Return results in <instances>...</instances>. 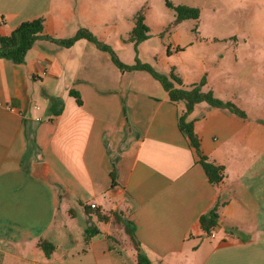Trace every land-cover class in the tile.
I'll return each mask as SVG.
<instances>
[{"label":"crops","instance_id":"crops-1","mask_svg":"<svg viewBox=\"0 0 264 264\" xmlns=\"http://www.w3.org/2000/svg\"><path fill=\"white\" fill-rule=\"evenodd\" d=\"M87 1L0 0V35L42 17L44 35L86 26L118 49ZM235 65L233 77L172 66L182 86L205 80L204 89L246 113L202 103L194 114L200 153L224 167L213 184L178 125L184 103L142 70L119 68L85 38L69 47L39 40L19 64L1 58L0 264H136L114 212L133 222L153 264H264V93L251 83L263 89L264 73L249 56ZM38 162L47 180L34 174ZM217 202L213 229L228 228L218 238L199 224ZM68 224L83 240L94 229L76 251H66ZM42 239L55 246L48 256Z\"/></svg>","mask_w":264,"mask_h":264},{"label":"rangeland","instance_id":"rangeland-1","mask_svg":"<svg viewBox=\"0 0 264 264\" xmlns=\"http://www.w3.org/2000/svg\"><path fill=\"white\" fill-rule=\"evenodd\" d=\"M170 1L174 5L197 7L199 17L175 25L176 12L166 0H88L87 4L98 8L101 22L97 30L113 35L119 46L115 49L117 57L125 64H133L137 58L157 70L168 71L173 66L195 73L203 66L205 73L213 71L233 77L241 70V65L235 64L249 56L258 60V72L264 73V0ZM72 7L76 8L75 1ZM137 13L149 27V38L135 44L128 39L130 23ZM169 47L177 52L168 54ZM143 73L154 79L148 72ZM251 83L257 94L264 93L262 84ZM69 225L71 232H66V239L71 241L66 243V251H76L84 244L83 236ZM226 229L224 225L214 230L216 238Z\"/></svg>","mask_w":264,"mask_h":264},{"label":"trees","instance_id":"trees-1","mask_svg":"<svg viewBox=\"0 0 264 264\" xmlns=\"http://www.w3.org/2000/svg\"><path fill=\"white\" fill-rule=\"evenodd\" d=\"M169 7L173 8L176 12L174 24L177 25L188 18H198L199 9L197 7H191L187 5H174L170 0H166ZM43 31V18L37 17L30 20H25L19 23L8 35H0V59L5 58L13 63H23L27 51L39 40H49L58 46L69 47L76 40L85 38L88 41L94 43L97 48L107 52L116 66L122 69L128 70H142L148 72L167 93L168 98L171 101H181L184 103L185 110L178 116V125L182 131L187 135L190 143L195 148L199 155V163L202 165L204 172L210 183L218 184L224 178V167L222 165L215 164L213 161H209L206 156L202 155L199 150V142L194 134L193 123L195 120L194 114L198 111V106L202 103H206L212 107L226 108L236 115L245 118L246 113L237 107L232 101L219 97L213 90L204 89L205 80H201L198 83H193L189 86H182L181 79L174 72L173 68L168 71L157 70L154 66L148 62L140 59L135 60L133 64H125L121 62L115 50L107 43L103 42L88 28L79 27L77 31L66 38H54L48 35H44ZM149 38V27L144 22V17L137 13L134 16V26L132 27L129 35V40H132L135 44L145 41ZM169 52V48L167 49ZM80 104L81 100L78 94L71 91ZM54 101H58L57 99ZM60 108L54 111H59ZM30 134V131H29ZM112 182L114 186L115 173L111 171ZM218 202L210 208L206 213L199 217L200 228L205 234L218 224ZM116 221L120 222L125 232L130 237L134 249L136 251V264H153L148 256L143 251L141 243L136 238L134 232L133 222L122 218L117 212L113 213ZM102 218V217H100ZM93 228L85 232L84 240L87 241L91 236ZM38 246L48 256L55 248L54 244L47 240H39Z\"/></svg>","mask_w":264,"mask_h":264},{"label":"water","instance_id":"water-1","mask_svg":"<svg viewBox=\"0 0 264 264\" xmlns=\"http://www.w3.org/2000/svg\"><path fill=\"white\" fill-rule=\"evenodd\" d=\"M34 174L44 180H47L44 163L38 162L34 165Z\"/></svg>","mask_w":264,"mask_h":264},{"label":"built area","instance_id":"built-area-1","mask_svg":"<svg viewBox=\"0 0 264 264\" xmlns=\"http://www.w3.org/2000/svg\"><path fill=\"white\" fill-rule=\"evenodd\" d=\"M2 20L0 19V22H1ZM90 207L92 208V209H94V208H96L97 206H96V204L95 203H91L90 204ZM211 237H213L214 236V229H212L211 231H210V234H209Z\"/></svg>","mask_w":264,"mask_h":264}]
</instances>
